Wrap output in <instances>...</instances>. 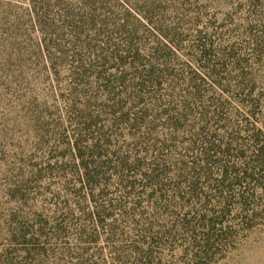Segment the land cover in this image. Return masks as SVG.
<instances>
[{
    "label": "rangeland",
    "instance_id": "rangeland-1",
    "mask_svg": "<svg viewBox=\"0 0 264 264\" xmlns=\"http://www.w3.org/2000/svg\"><path fill=\"white\" fill-rule=\"evenodd\" d=\"M261 22L264 0H0V264H264L258 184L233 185L224 205L213 168L184 206L171 191L210 100L224 106L205 125L217 140L264 134V55L251 50ZM200 48L223 64L221 84L203 76Z\"/></svg>",
    "mask_w": 264,
    "mask_h": 264
},
{
    "label": "trees",
    "instance_id": "trees-1",
    "mask_svg": "<svg viewBox=\"0 0 264 264\" xmlns=\"http://www.w3.org/2000/svg\"><path fill=\"white\" fill-rule=\"evenodd\" d=\"M96 0H85L87 5H90ZM40 22V20H39ZM262 23V22H261ZM259 25L258 33L251 35L252 51L254 54L264 55V22ZM252 31V30H250ZM160 48H154L151 54H157ZM231 52V51H229ZM157 57V56H155ZM114 59L118 60L120 63H124L125 58L120 56ZM212 57L208 49H201L198 56V62L201 69H203V76L211 77L216 79V82L221 84V81H224V76L221 75V69L223 68L222 63L212 64ZM241 62L238 60L235 62L234 68L239 73V82H237V87L246 92L245 97L239 100L240 104L249 107L250 115L253 116L255 113V101L250 99L251 90H252V81L248 78V82L245 84L242 83L243 79L246 78V75L243 74L241 70ZM200 69V70H201ZM154 67L151 66L148 70V78L153 79ZM140 77V75H139ZM194 78L190 79L192 84L193 91L191 94L198 96L200 94V83L202 77H198L196 80ZM198 84H197V82ZM144 87L142 83H139ZM209 104L213 106L214 110L212 111V119L208 117V109L200 111L199 118L204 123L194 133V140L189 144V146L196 150L197 156L192 159L189 163H180L177 167L178 170V182H174L171 185V191L175 195V198L178 199L180 206H184L190 198H198V183L201 178L205 181L212 178V169L216 168L220 174V185L214 189L218 198H224L222 203L224 205L227 203L226 197L223 196V193H226L230 187L235 184H241L242 182H253L256 185L258 184L261 188L264 189V134L262 129H249L245 127L243 132L245 135L236 136L233 133H230L226 139L217 140L216 135L213 131L211 133H206L205 125L211 120L215 121L221 120V115H223V103L219 100L212 99L209 101ZM144 113H141V115ZM167 117L169 116L168 113ZM184 114L180 116H171L167 120V124L172 130L182 129L184 123ZM138 122V120L135 119ZM95 126V123L91 124ZM80 132V136H81ZM100 137L103 135L100 134ZM80 138L74 139V145L78 148ZM198 144V145H196ZM82 149V148H81ZM93 149L98 150L99 145L95 143ZM80 157L86 155V151L78 150ZM247 152L249 153L247 155ZM93 151H91V154ZM121 164L122 161H121ZM89 164L84 161L82 162V168L85 171L86 182L89 184L93 181L92 174L90 173ZM94 173V172H93ZM165 171L162 168V165L156 163L151 168V171L146 175V179L149 183L158 185L159 178ZM185 183L187 186L184 190H181V185ZM225 185L224 187H221ZM161 195V194H160ZM163 196V195H161ZM241 196V195H240ZM241 199L244 197H240ZM242 203V202H241ZM243 204V203H242ZM223 205V206H224Z\"/></svg>",
    "mask_w": 264,
    "mask_h": 264
}]
</instances>
